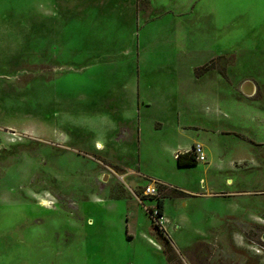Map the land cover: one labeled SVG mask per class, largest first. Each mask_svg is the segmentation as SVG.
<instances>
[{
	"label": "rangeland",
	"instance_id": "374dc122",
	"mask_svg": "<svg viewBox=\"0 0 264 264\" xmlns=\"http://www.w3.org/2000/svg\"><path fill=\"white\" fill-rule=\"evenodd\" d=\"M150 2L122 72L77 73L41 65L56 35L35 24L56 0H0V264H264V0ZM88 80L119 117L88 115L76 140L56 113L95 96ZM195 143L206 159L179 166Z\"/></svg>",
	"mask_w": 264,
	"mask_h": 264
},
{
	"label": "crops",
	"instance_id": "0c3cea01",
	"mask_svg": "<svg viewBox=\"0 0 264 264\" xmlns=\"http://www.w3.org/2000/svg\"><path fill=\"white\" fill-rule=\"evenodd\" d=\"M150 5V0H56L52 14L54 19L48 22L47 20L44 21L43 18V20L39 21L37 24H35V22L33 23L36 25L35 30L42 36V39L45 37V35H43L44 32H52V34L56 35V46H54L56 47V58H52L49 62L41 65L47 68L53 66H56V68L76 66L74 70L69 71L77 73H85V68L88 67L111 65L116 68L107 71L122 72L120 69L123 63L122 59L134 53L133 49L135 42L133 38L135 31L132 30L131 32V30L128 31L127 29L129 35L125 36L124 34L127 33L124 31L125 26H129L131 22H134L136 13L141 11L142 8L149 10ZM38 41L40 42V38ZM25 43L29 44L28 41ZM47 43V46L50 47L49 42ZM37 48H41V46L38 44ZM66 56L71 58H65ZM81 57H85L84 61L81 60ZM74 60H77L78 63L74 64ZM202 66H204V64ZM217 71L225 82L233 86L235 89V98L238 100L236 82H234L233 79H230V81L226 80L225 77H223L224 75H222V72H229V66L226 65L225 70L217 69ZM229 77L228 75V78ZM251 82L255 88L254 92L246 93L247 97L239 99L245 103L257 102L256 99L255 101L252 98V96L256 94L257 85L253 80H251ZM87 83H89L93 87V91H95V96L93 98H89L87 93L84 92L78 95H72L71 93L67 99L66 105H72L74 109L65 114L61 113L60 117L56 113V118H58L57 121L61 122V127L73 133L76 140H78V137L83 136V134H86L88 137L92 132L88 125H82V122H87L88 115L91 116L94 114L96 117H104L105 120L107 116H109V120L118 119L119 117H116L117 112L112 113V116L103 112L109 110L113 105V98H115V95L107 94L106 96H101V87H99V85L93 84L94 82L89 80ZM79 106H87L90 108V111L83 112L80 110ZM88 142L90 143V141ZM91 143V149L98 151V141H94V144L93 141H91ZM195 144L202 145L201 143ZM83 147V151L88 152L85 148L86 146ZM80 149L82 150V148ZM190 150H192V148L190 149L188 147L184 152ZM151 184L152 183H149L148 185ZM165 188L167 187L165 186ZM183 192L184 191L181 193ZM145 196H147L146 198L154 197L147 194H145ZM164 206L165 200L163 199V208L161 211L164 219L169 222V218L164 216ZM166 224L167 222L164 224V229L168 236L169 232Z\"/></svg>",
	"mask_w": 264,
	"mask_h": 264
},
{
	"label": "trees",
	"instance_id": "16d2710c",
	"mask_svg": "<svg viewBox=\"0 0 264 264\" xmlns=\"http://www.w3.org/2000/svg\"><path fill=\"white\" fill-rule=\"evenodd\" d=\"M195 157H196L195 153L192 150H190V151H186L184 153L177 154L176 159L178 161L179 166H193V165H196L198 163V161L196 160ZM173 191L177 192L176 189H174ZM178 192L181 193V191H178ZM157 199H158V204H157L158 210H159V213L161 214V212H162L161 210L163 208V198L159 196V197H157ZM164 240L166 242L170 241L169 237H167V236L164 237Z\"/></svg>",
	"mask_w": 264,
	"mask_h": 264
},
{
	"label": "built area",
	"instance_id": "2783aa9c",
	"mask_svg": "<svg viewBox=\"0 0 264 264\" xmlns=\"http://www.w3.org/2000/svg\"><path fill=\"white\" fill-rule=\"evenodd\" d=\"M192 151L195 153V156H196L195 158H196L197 161H203V160L206 159V155H205V153L203 151V146L202 145L195 144L193 146V148H192ZM145 193L147 195H151V196H158V194H159L158 193V188L155 185L146 186L145 187ZM152 216H153L154 220H156L155 217H159L161 221L163 219V216L160 215L158 208L156 209V211H153Z\"/></svg>",
	"mask_w": 264,
	"mask_h": 264
},
{
	"label": "water",
	"instance_id": "95a60500",
	"mask_svg": "<svg viewBox=\"0 0 264 264\" xmlns=\"http://www.w3.org/2000/svg\"><path fill=\"white\" fill-rule=\"evenodd\" d=\"M243 90L245 91V93H250V92H254L255 88L254 85L252 84L251 81H246L243 83L242 85Z\"/></svg>",
	"mask_w": 264,
	"mask_h": 264
},
{
	"label": "flooded vegetation",
	"instance_id": "af4514ba",
	"mask_svg": "<svg viewBox=\"0 0 264 264\" xmlns=\"http://www.w3.org/2000/svg\"><path fill=\"white\" fill-rule=\"evenodd\" d=\"M244 83V82H243ZM243 83L241 84V85H243ZM241 90H242V92H244L245 93V91L243 90V88H242V86H241ZM246 95V94H245Z\"/></svg>",
	"mask_w": 264,
	"mask_h": 264
}]
</instances>
